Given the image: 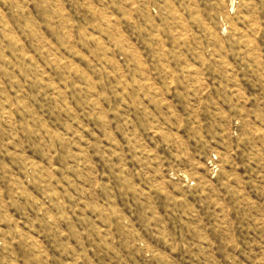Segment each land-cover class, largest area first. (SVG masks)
Segmentation results:
<instances>
[{
    "label": "rangeland",
    "instance_id": "1",
    "mask_svg": "<svg viewBox=\"0 0 264 264\" xmlns=\"http://www.w3.org/2000/svg\"><path fill=\"white\" fill-rule=\"evenodd\" d=\"M0 264H264V0H0Z\"/></svg>",
    "mask_w": 264,
    "mask_h": 264
}]
</instances>
